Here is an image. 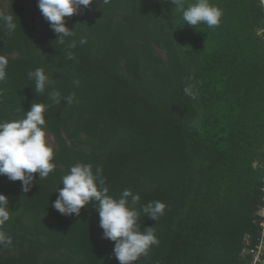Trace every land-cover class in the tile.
<instances>
[{
	"label": "trees",
	"instance_id": "obj_1",
	"mask_svg": "<svg viewBox=\"0 0 264 264\" xmlns=\"http://www.w3.org/2000/svg\"><path fill=\"white\" fill-rule=\"evenodd\" d=\"M210 3L223 12L220 25L194 28L166 0H94L65 18L74 32L66 43L76 42L70 60L37 0H0L17 24L9 34L0 23L9 60L0 122L23 119L32 103L50 105L55 164L45 179L33 174L28 193L0 175L10 212L0 231L12 239L0 264H119L95 203L79 216L52 206L77 163L101 167L110 196L138 194L130 207L166 204L156 221L141 214V231L153 226L159 244L132 264H253L264 207V14L259 0ZM38 67L53 81L44 95L27 76ZM262 260L264 251L255 264Z\"/></svg>",
	"mask_w": 264,
	"mask_h": 264
},
{
	"label": "clouds",
	"instance_id": "obj_2",
	"mask_svg": "<svg viewBox=\"0 0 264 264\" xmlns=\"http://www.w3.org/2000/svg\"><path fill=\"white\" fill-rule=\"evenodd\" d=\"M93 2L94 0H37L41 14L57 34L55 41L69 49L66 56L70 60L75 59L71 49L76 48V42L73 40L66 43V38L72 37L74 32L66 26L65 18L77 14L82 8H88ZM109 2L110 0H103L104 4ZM166 2L181 12L185 25L196 28L197 25L205 24L214 28L221 23L223 12L218 6L210 3V0H195L187 6L184 0ZM261 4L264 6V0H261ZM0 23L9 34L17 28L14 17L10 14L0 12ZM80 43H87V40L81 38ZM8 64V58L0 55V82L7 78ZM27 76L29 80L34 81L33 91L36 95H44L48 86L53 83L43 68L29 71ZM73 83L78 87L80 82L74 80ZM183 92L193 99L196 96L191 86H185ZM48 95L53 103H60L59 92L53 90ZM64 99L71 105L75 100V93ZM48 107L50 105L44 103H32L23 119L0 122V175H6L11 181H21L23 193L30 191L34 173H38L40 179H45L55 169L52 162L54 150L46 140L45 113ZM102 172L101 167L93 171L92 165L87 163L72 165L69 172L62 176L61 182L64 186L59 189L57 199L51 203L62 215L76 216L80 215L81 209L86 205L95 203L104 238L115 242V258L119 264H132L141 255L147 256L151 246L159 244L153 226L141 231V214L156 221L164 215L166 204L157 200L141 205L139 210L130 207L129 198L132 205H135L140 201V196L127 188L119 198L110 196ZM8 206L7 196L0 193V228L10 218ZM11 244V237L0 231V247H8Z\"/></svg>",
	"mask_w": 264,
	"mask_h": 264
},
{
	"label": "built area",
	"instance_id": "obj_3",
	"mask_svg": "<svg viewBox=\"0 0 264 264\" xmlns=\"http://www.w3.org/2000/svg\"><path fill=\"white\" fill-rule=\"evenodd\" d=\"M259 4L261 6L262 12L264 14V6L261 4V0H259ZM264 151V148H263ZM262 169H263V175H262V183H261V191H262V200L264 201V156L262 158V162L260 163ZM257 216L260 218V237L258 240V244L256 245V248L254 250H251L250 252L253 253V264L261 259L262 253L264 251V207L259 209L257 211ZM248 251V250H247ZM264 263V260H262Z\"/></svg>",
	"mask_w": 264,
	"mask_h": 264
},
{
	"label": "rangeland",
	"instance_id": "obj_4",
	"mask_svg": "<svg viewBox=\"0 0 264 264\" xmlns=\"http://www.w3.org/2000/svg\"><path fill=\"white\" fill-rule=\"evenodd\" d=\"M1 2L4 3L5 0H1ZM52 141H53L52 138H51L50 136H48V142H49L50 144H52Z\"/></svg>",
	"mask_w": 264,
	"mask_h": 264
}]
</instances>
